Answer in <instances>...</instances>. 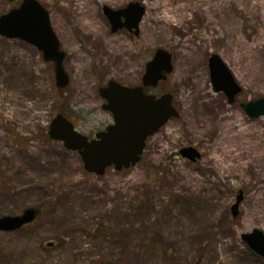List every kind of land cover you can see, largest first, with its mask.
<instances>
[{
  "label": "rangeland",
  "instance_id": "rangeland-1",
  "mask_svg": "<svg viewBox=\"0 0 264 264\" xmlns=\"http://www.w3.org/2000/svg\"><path fill=\"white\" fill-rule=\"evenodd\" d=\"M21 1L0 0V16ZM38 1L71 83L59 89L42 52L0 36V217L41 210L27 228L0 232V264H264L241 238L264 232V116L242 108L264 98V0ZM133 2L146 10L140 35L111 33L104 6ZM159 48L174 72L149 92L171 94L179 118L148 139L135 167L88 174L49 137L52 119L63 113L87 136L105 129L113 117L99 89L140 85ZM212 54L243 88L233 104L211 83ZM186 147L201 158H183Z\"/></svg>",
  "mask_w": 264,
  "mask_h": 264
},
{
  "label": "water",
  "instance_id": "water-1",
  "mask_svg": "<svg viewBox=\"0 0 264 264\" xmlns=\"http://www.w3.org/2000/svg\"><path fill=\"white\" fill-rule=\"evenodd\" d=\"M103 11L111 23L113 33L127 28L138 34L139 23L146 10L136 2L120 10L104 6ZM0 36L9 40H22L36 47L46 62L54 63L57 87L64 89L70 85L71 77L64 66L67 54L61 49L62 44L53 29L50 12L38 0H23L19 7L0 16ZM173 70L172 53L157 49L146 66L142 86L126 87L110 81L99 90L101 97L106 100L103 109L113 114L115 122L106 131L99 132L95 139L89 140L63 114H58L50 124L51 139L63 142L70 151L79 152L85 170L91 174L102 176L111 166L118 171L135 166L141 160L147 139L170 119L179 117V112L173 106L172 95L165 94L157 98L145 92V88H156L161 81H166ZM209 70L215 91L224 93L228 102L234 103L243 88L218 54L211 55ZM242 108L251 119L261 118L264 116V98L244 103ZM180 153L192 161L201 158V153L193 147L183 148ZM243 200L244 194L240 192L232 206L234 217L239 215ZM40 215L39 208L29 207L21 215L3 216L0 218V231H19L34 223ZM242 240L264 260L263 231L255 229L245 233Z\"/></svg>",
  "mask_w": 264,
  "mask_h": 264
},
{
  "label": "flooded vegetation",
  "instance_id": "flooded-vegetation-1",
  "mask_svg": "<svg viewBox=\"0 0 264 264\" xmlns=\"http://www.w3.org/2000/svg\"><path fill=\"white\" fill-rule=\"evenodd\" d=\"M123 20H125V19H123ZM110 27H111V25H110ZM139 30H140V25H139ZM119 31H126V32H128L130 35H133V36H139V35H140V32H139L138 34H136L135 32L129 31L128 29H121V30H119ZM119 31H118V32H119ZM110 32L113 33V32H112V27H111V31H110ZM113 34H114V33H113ZM108 126H109V125H108ZM108 126H107V127H108ZM107 127H106V128H107ZM106 128L103 129V130H100V131L96 132L93 136H88L89 140L95 139L96 135H97L99 132L106 130Z\"/></svg>",
  "mask_w": 264,
  "mask_h": 264
},
{
  "label": "trees",
  "instance_id": "trees-1",
  "mask_svg": "<svg viewBox=\"0 0 264 264\" xmlns=\"http://www.w3.org/2000/svg\"><path fill=\"white\" fill-rule=\"evenodd\" d=\"M18 2H19V1H18ZM26 228H27V227H26ZM24 229H25V228H24ZM58 242H59V241H58ZM58 242H56L54 246H57V245H58V244H57ZM47 248H48V247H47ZM45 250H48V249H46V247H45Z\"/></svg>",
  "mask_w": 264,
  "mask_h": 264
},
{
  "label": "bare ground",
  "instance_id": "bare-ground-1",
  "mask_svg": "<svg viewBox=\"0 0 264 264\" xmlns=\"http://www.w3.org/2000/svg\"><path fill=\"white\" fill-rule=\"evenodd\" d=\"M160 16H161V18H165L166 17V14H164V15L161 14Z\"/></svg>",
  "mask_w": 264,
  "mask_h": 264
}]
</instances>
